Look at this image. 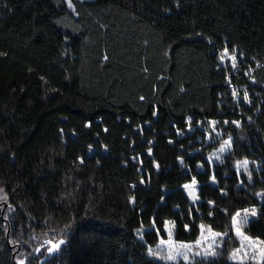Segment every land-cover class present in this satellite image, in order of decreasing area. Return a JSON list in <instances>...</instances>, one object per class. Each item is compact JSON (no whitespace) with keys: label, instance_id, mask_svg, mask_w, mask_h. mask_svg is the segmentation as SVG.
<instances>
[{"label":"trees","instance_id":"obj_1","mask_svg":"<svg viewBox=\"0 0 264 264\" xmlns=\"http://www.w3.org/2000/svg\"><path fill=\"white\" fill-rule=\"evenodd\" d=\"M71 4L0 0V264H164L146 251L153 218L163 238L164 221L183 242L204 223L236 245L230 217L264 213V0ZM244 231L264 239V215ZM49 239L67 244L49 256Z\"/></svg>","mask_w":264,"mask_h":264},{"label":"snow or ice","instance_id":"obj_2","mask_svg":"<svg viewBox=\"0 0 264 264\" xmlns=\"http://www.w3.org/2000/svg\"><path fill=\"white\" fill-rule=\"evenodd\" d=\"M69 7H74L71 4V0H68ZM179 7V3L176 5ZM228 50H225L220 54V60L224 61L226 56H228ZM107 59V57H105ZM231 66L233 69L236 68V56L233 54L230 56ZM230 82V81H229ZM235 89H233V95H235ZM141 100L144 97L140 98ZM245 100H248L247 94L244 96ZM249 103L251 101H248ZM188 122L190 124L191 117L188 118ZM217 121H212L211 124L214 126L217 124ZM225 124L228 121H224ZM234 124H239L238 121H233ZM107 131V129H105ZM231 136L221 145L219 152L223 153L225 151L231 150ZM151 153V149H149V154ZM213 157L219 159L217 153L210 154L207 159L208 161H212ZM135 159V158H134ZM181 162H183L181 158ZM223 161H221L222 163ZM249 161L244 159L242 162H237V170L239 171L241 165L243 166L244 171L247 173V178L249 181L252 180V172L248 169ZM158 168L159 165L157 164ZM197 167H203V165H197ZM213 182H216V177L213 174L211 177ZM243 181H241V184ZM198 185V181L195 177H192L190 184H184L182 187L188 190V195L192 197V199L198 200L199 197L195 193L196 186ZM223 191V190H222ZM258 196L264 198V192L257 193ZM132 201H135V198H131ZM210 205H214L213 201L208 202ZM224 214H227V209L221 210ZM212 213H209L211 216ZM264 215L261 213L259 209L255 206L251 208H245L243 210L236 211L230 217V224L232 230L234 231L235 237L239 240L240 246L238 248H234L230 251L228 259L230 261L236 262V264H248L249 260L256 261L257 264H264V239L260 237H252L248 235L243 229L248 226L250 219L255 222L256 218ZM164 233L167 236V239L159 236L160 229L156 227L155 218L152 219L150 230L153 231L159 238L158 243H156L155 247L152 245L146 246L147 255L154 259L163 261L164 264H215V259L222 255L223 245L225 238L229 237V232L226 230L224 232L215 231L212 226L205 225L201 223L198 225L200 235L193 242H183L174 240V229L175 222L174 221H164ZM71 225H65L64 229H61L60 235H65V229H70ZM185 229H188V225H184ZM137 236L143 240L144 239V229H137ZM13 245L20 244L19 240L11 241ZM26 243V242H25ZM45 243L47 247L45 251L49 256H54L56 253L61 251V246L67 244L66 239H56V240H46ZM220 249L221 251H217ZM35 252H40V248L34 250ZM32 255L31 253H19L16 258V264H28V256ZM199 258V260L197 259ZM42 264V262H41Z\"/></svg>","mask_w":264,"mask_h":264},{"label":"rangeland","instance_id":"obj_3","mask_svg":"<svg viewBox=\"0 0 264 264\" xmlns=\"http://www.w3.org/2000/svg\"><path fill=\"white\" fill-rule=\"evenodd\" d=\"M228 56H226V58H225V60L224 61H221V63H222V65L224 66V67H228V66H231V59H230V56L231 55H235L236 56V68H237V59H238V54H237V52H234V53H230V52H228ZM232 67V66H231ZM233 69L232 68V71L233 72H235L237 69ZM246 94H247V97H248V100H245L244 99V97H243V99L240 97V96H235L234 97V101L235 102H240V101H242V100H244L243 102H244V104L246 105V106H251V103H252V99H251V97H250V93L249 92H245ZM245 93H244V96H245ZM248 101H251L250 103L248 102ZM248 121H249V119H248ZM197 127H193V126H190L189 127V134H193L194 132H195V129H196ZM197 141H199V142H205V144H207V143H209L210 142V139H209V137L207 136L205 139H204V137L202 136V135H199L198 137H197ZM226 152L227 151H225V152H223V153H220L219 152V150H217L215 153H217V155L219 156V159L221 158V156L222 155H224V154H226ZM219 159H217L216 157H213V159H212V161H209L211 164H214L216 161H218ZM249 163H250V161H249ZM255 167H257V168H261L262 169V166L259 164V163H255ZM190 184V183H189ZM198 188H199V183H198V185L196 186V189H195V193H196V195H197V190H198ZM186 190V189H185ZM187 192H188V190H186ZM190 197V199H191V201H194L193 199H192V197L191 196H189ZM196 201H198V200H195V202ZM170 221V220H169ZM244 230V229H243ZM164 239H167V238H164ZM237 239V238H236ZM174 240H176L175 239V237H174ZM177 241V240H176ZM240 246V244H239V240L237 239V244L236 245H230V243H228L227 242V237L225 238V241H224V245H223V252H222V255L221 256H219L218 258H220V257H225L228 261H230L229 259H228V256H229V253H230V251L232 250V249H234V248H238ZM217 251H221L220 249H217ZM218 258H216L215 259V262H217L218 261ZM198 260H199V258H197ZM159 261V260H158ZM160 262H163V261H160ZM231 262H234V261H231ZM234 263H236V262H234ZM248 264H257V262L256 261H251V260H249V262H248Z\"/></svg>","mask_w":264,"mask_h":264}]
</instances>
